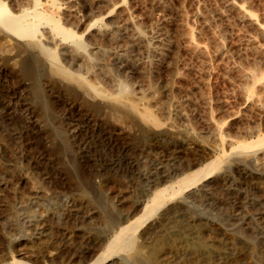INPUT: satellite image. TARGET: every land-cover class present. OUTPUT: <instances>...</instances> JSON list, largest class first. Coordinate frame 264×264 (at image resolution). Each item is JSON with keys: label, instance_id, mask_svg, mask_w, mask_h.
Returning <instances> with one entry per match:
<instances>
[{"label": "rangeland", "instance_id": "1", "mask_svg": "<svg viewBox=\"0 0 264 264\" xmlns=\"http://www.w3.org/2000/svg\"><path fill=\"white\" fill-rule=\"evenodd\" d=\"M0 1L13 12L33 8L28 1ZM65 1L41 0L39 7L82 37V49L74 38L62 44L45 21L34 36L0 32V264H91L137 204L136 217L158 188L212 161H219L216 168L150 217L139 259L264 264V167L251 149L237 147L264 134V113L242 102L234 93L235 73L215 60L212 75L201 74L199 57L184 43L191 31L211 52L217 35L228 49L222 61L233 63L249 51L238 37L250 29L223 0H167L164 8L155 0H126L148 48L133 45L119 57L92 45L99 37L92 24L100 16L98 0H69L78 23L58 7ZM245 5L264 23V0ZM164 12L162 25L151 22ZM160 30L164 55L155 45ZM28 39L42 44L39 77L22 68L33 53ZM100 59L103 67L90 69ZM258 67L264 71V64ZM163 174L168 180L156 183ZM121 254L102 264H133Z\"/></svg>", "mask_w": 264, "mask_h": 264}, {"label": "bare ground", "instance_id": "2", "mask_svg": "<svg viewBox=\"0 0 264 264\" xmlns=\"http://www.w3.org/2000/svg\"><path fill=\"white\" fill-rule=\"evenodd\" d=\"M24 1H28L29 4L28 3L27 4L28 5L31 4L33 6V8H20L19 12H13L3 2L0 1V32L1 33H8V32L20 33L23 35L24 38H25V36H29V35L34 36L33 33H35L36 29L38 28L37 27L38 24L41 23L42 21H45L46 23H49L51 25V28L56 32V34L61 35L60 40H61L62 44H65V42L67 40H69V39L72 40L74 38L76 40L75 43H76L77 48L82 49V47L84 46L83 45L84 43L82 41L83 39L81 40L82 37L80 38V36L77 35L76 32H74L73 30H71V28L66 27L63 24H61L57 18L56 19L50 18L51 16H48V14H46V12L42 11V9L40 10L39 6L42 4L41 0H21V5H24L23 4ZM53 1H55V0H53ZM166 1L167 0H155V3H157L160 7L164 8L166 6ZM246 1L247 0H223V8L227 9V10L228 9L234 10L236 12V15H237V20L241 23H244L250 29L249 33L247 32L246 34H241L238 37V41L240 42L239 44H245L246 48L249 49L248 52H246L244 50L246 53H241L239 55L240 60L235 61L233 63L223 62L224 61L223 59H225V56L227 55L228 49L226 48L222 39L219 38L217 35L213 36V45H212L213 48H212L211 52L209 51V49L205 43L194 39L193 32L191 33V31L188 32L187 34H185L184 43H185L186 50L190 51L191 53H193V54L197 55V57H199L200 64L198 66V71L201 74H203V75L211 74L212 70H213V61L215 60L217 62V66H219L220 68L225 70L226 73H228V74L229 73L230 74L235 73L236 76H235V79L233 82L234 93L237 92V96L242 100V102L248 103V105H249L248 107H250L251 109L257 110V111H259V113L260 112L264 113V71L259 73L256 70L258 66H260L261 64H264V23L257 17L256 14H254L252 12V10H250L246 7V5H245ZM125 2H126V0H118V1L117 0L116 1L98 0V1H95L96 7H97V9H99V12H100V16L97 17L96 20H94V23L92 22V24H94V25L97 24V27H98L97 34L99 36L98 38H94V40H92V45L94 46V48H96L95 50L102 51V52H110L111 51V52L119 55V57H123L125 55V52H127V50L129 49V47H131L133 45H138V44L139 45L141 44L144 46L147 45V48H148V42L146 41L145 35H144L143 31L136 26L135 21L128 15L127 9L125 7ZM64 4L65 5H58V7L60 9H62L61 11L67 17L66 19H68V21H72L73 23L74 22L76 23V21L78 23V20H80V19H78L79 16L76 18L75 17L76 15L75 16L73 15V4L69 0L65 1ZM167 5H168V3H167ZM117 7L118 8L120 7V8L117 9L115 12H113V10ZM214 10H216V9H214ZM222 13L223 12L221 11V14ZM150 18H151V22L153 24L156 23L159 25V23L161 24V23L167 21L168 15H167V13L164 12L161 15L151 16ZM208 21H209V15L206 13L202 16V20L200 21V25L202 27H205V25L208 23ZM156 24H155V26H156ZM91 26H93V25H91ZM152 26H154V25H152ZM89 28H91V27H89ZM187 28H189V27H187ZM182 31H183V29H182ZM202 32H203V30H202ZM52 33H54V32H52ZM157 33L158 34H157L156 39H155V45H156V48L158 50L157 52H159L161 55H164L166 53V50H167V43H166L167 41L165 39V33L161 30H160V32L157 31ZM167 33H168V31H167ZM20 34H19V36H20ZM33 38L34 37H32V39ZM30 40L28 41V43L26 41L27 44L25 43L26 44L25 46H27V48L30 49L33 53H31L28 58L23 60V65H22L23 67L22 68H23L25 73L30 74L33 77H39V75H40L39 65H40V62L42 59H41V56L39 55L40 53L38 54V50L40 48H42V44L40 43L39 40H34V41H32V40L30 41ZM73 40H72V42H73ZM75 43H74V45H75ZM209 44H211V43H209ZM65 45H67V44H65ZM22 46H23V44H22ZM70 50L72 52H75L76 50L78 51V49H76V47L75 48L71 47ZM42 51H44V50H42ZM229 53H231V51ZM236 53H238V52L236 51ZM82 54L83 53H81V56H82ZM93 63L90 64V69L91 68H102L103 64H104L103 61H101V59H100V61H98L94 64ZM61 66H57V67L62 68ZM63 71H65L64 72L65 75H67L70 72L66 68L63 69ZM226 73H223V74L226 75ZM69 74L71 75V72ZM251 86L258 88L257 91L255 90V92H257V93H254L252 91L253 89L251 88ZM107 96H109V95H107ZM230 110H228L229 111L228 113H230L229 114L230 116H236L237 115V113H238L237 111H231L230 112ZM209 118H208V120H209ZM243 131H244V129H243ZM250 132H254V129L251 130ZM234 139L236 140V138H234ZM263 141H264V134L262 136L259 135L257 139H252L249 141H243L242 140V142L239 141L238 142L239 145H237V147L241 146V147H243V149H246V151H247V149L248 150L251 149V151H253L255 154H257L256 160L258 161V163L262 167H264V151H261L264 148V146L262 145ZM230 142H233V141L230 140ZM259 143L261 144L260 146H259ZM255 146H257V148ZM251 147L252 148L255 147V148L252 149ZM217 162H219V161H217ZM217 162L216 161H212L210 163L207 162L208 164L205 162L206 163L205 166L198 167L195 170H192L191 172H188L185 175L181 176V178H179L178 180L176 179V181H174V182H171V183L169 182L168 184H164L163 186L158 188L154 193L152 192L153 193L152 197L143 206V208H142L143 212L140 215H138L137 217L135 215L140 208L139 207L140 203L137 204V206H135L131 211H129V213L127 212L128 217H130V219L128 218V220H127L128 222L126 224L120 225L119 228L115 231V233L113 231L114 235L112 236L111 240L108 241L105 249L97 256L95 261L92 260L91 264H102L104 261L108 260V258H110L112 255H116V253L117 254L122 253L120 255V257L124 261H126L127 263L128 262L130 263V261H132L133 264H145L144 262H142L139 259V257H141V254H142L141 247L143 245L142 242H139V238L143 237V234L145 232L144 227H146L148 221L150 220V217H152V215H154L162 207H164L167 203H169L170 199L173 198L174 196H176V194L179 191H181L185 187L187 188V186H189L192 183L196 182L197 180L201 179V177L205 176L206 174L211 172V170L216 168L219 164ZM169 176L170 175H168V174H163L159 179L156 178L157 179L156 183H160L163 180H168ZM161 184H163V183H161ZM154 188H156V187H154ZM114 217L113 216L109 217V219L107 220L109 223L108 226L111 225V227H112L115 224H117L116 223L117 221ZM155 245H156V243H155Z\"/></svg>", "mask_w": 264, "mask_h": 264}]
</instances>
